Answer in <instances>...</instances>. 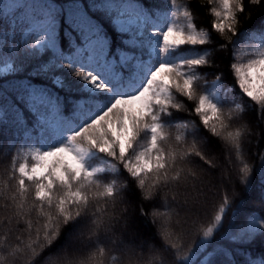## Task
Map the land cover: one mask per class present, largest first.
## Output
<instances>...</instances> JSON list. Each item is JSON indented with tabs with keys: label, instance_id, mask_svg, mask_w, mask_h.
<instances>
[{
	"label": "snow or ice",
	"instance_id": "1",
	"mask_svg": "<svg viewBox=\"0 0 264 264\" xmlns=\"http://www.w3.org/2000/svg\"><path fill=\"white\" fill-rule=\"evenodd\" d=\"M206 5L207 29L190 0H0V264H92L106 251L121 253L110 257L121 264L126 252L137 264H258L242 254L264 243V209L261 218L229 217L228 195L188 253L157 242L196 223L210 188L233 181L224 167L233 157L245 192L264 178V147L252 167L242 148L257 131L264 141V0ZM251 8L255 19L245 16ZM208 75L214 91L197 94ZM230 93L244 103L225 114ZM178 96L195 101L203 129L178 115ZM250 107L242 130L222 137L223 121ZM166 129L183 130L174 140L191 136L190 147L166 149ZM213 137L230 146L223 164ZM161 218L171 231L153 233ZM114 239V249L101 246Z\"/></svg>",
	"mask_w": 264,
	"mask_h": 264
},
{
	"label": "trees",
	"instance_id": "2",
	"mask_svg": "<svg viewBox=\"0 0 264 264\" xmlns=\"http://www.w3.org/2000/svg\"><path fill=\"white\" fill-rule=\"evenodd\" d=\"M7 2L11 3L12 0H7ZM180 2V0H178ZM192 4V8L194 10V19L195 22L201 26H203L205 29H207L210 25L211 20L213 17L208 14L207 12V5L206 0H190ZM148 5H155L161 3V0H147ZM204 5V7H200V5ZM258 13V10L256 8L249 9L248 12L245 13V16H252L253 19L256 18V15ZM262 20H264V17H261ZM181 22H183V18L181 17ZM241 23H244L242 20ZM32 37H30L29 42H31ZM115 39V38H114ZM119 42L118 40L116 41ZM236 62V61H233ZM223 66V65H222ZM207 81H211L214 79L212 75H208L206 77ZM201 84L203 87L197 89V94H200L201 92L208 91V84H204L203 81H201ZM178 100L184 104V108L181 110V112L178 114L187 122L195 123L196 126L200 129H203V125L199 122V117L194 113L191 112L190 109L194 107L195 101H189L186 98H182L178 96ZM240 103L243 104L244 101L241 100V98L237 96H233L231 93L228 95V103H225L222 106V112L227 114L230 109H234L236 104ZM254 109L251 107L248 110L247 115L244 116L243 119L236 121V122H230L229 120L225 119L223 122L225 124H229V127L222 132V137L227 134V132H235L238 128L242 130V125L245 124L252 116V112ZM71 116H74L75 114L70 112ZM217 125L218 131L220 130V121H214ZM252 128L254 130L257 129V125L255 121L252 123ZM166 131L171 132V137L167 142H165L164 147L167 149L169 146L172 148H175L177 151L180 150H186L190 147L192 143V137L189 136L187 138V143L177 145V143L174 140V137L177 134H180L183 130H176V129H166ZM202 136H211L210 133L202 132ZM222 137H213V141L215 142V152L216 155L219 157V160L217 162L223 164V161L228 159V148L230 147L225 140L222 139ZM258 141V131L256 135H253L251 137H242V148H243V156L245 161L249 164L250 167L253 165L258 166V161L255 159V154L257 150L261 147H264V141ZM181 166L178 164V167ZM225 168L230 167L233 174V181L229 182L227 188H225L224 185H218L217 187H212L209 190L208 195V202L203 205V211L202 213L195 217L196 223H192L191 219L189 220L188 224L185 226V229L182 234H178L176 232H171L170 238L163 237V239H158L157 242H163V240H168L169 243H175L179 246H182L181 255L188 253L193 245L196 243L198 235L201 234L202 229L207 227L209 223H211L210 217L215 212V206H217L220 202V197L223 195H228L231 200H234V203L229 207L227 216L229 217H235L237 214L240 216H243L244 218H250L252 216H256L257 218H261V209H264V204H261L259 196L262 188V183H264V178H260L257 176L253 180V185L248 189L247 192L244 190V186L236 182V174L238 172L239 167H242V164L235 161V158L233 157V162L231 165H224ZM111 178V177H110ZM121 182H123V177H121ZM4 183V177L0 176V188L3 187ZM14 187V186H13ZM134 192H129V196H134ZM28 203L31 204V195H29ZM104 201H100V206L103 207ZM110 204V202H109ZM120 208L125 207V205H119ZM27 208V205H26ZM109 211L111 212V207H109ZM148 216L149 219H152L154 216L155 209L152 206H149L148 209ZM160 212H165V209L161 208L159 209ZM35 216V213H32V217ZM43 221H41L42 223ZM165 223L162 218L157 219L156 224L153 226V233L159 231L161 233L165 231H171L170 229L165 228ZM223 229H221V232ZM21 239L26 240L27 236L21 237ZM106 238L102 237V240ZM217 239H219V233L217 234ZM118 243L117 240H113L112 242H109L107 244H101V246L106 247V249H114L115 244ZM151 243V241H149ZM96 251L95 247L90 248L87 253H84V255H88L91 252ZM141 252V249L139 247L136 248V254L139 255ZM147 255V253L145 252ZM111 255L120 256L121 253L119 252H108L106 251L105 255L103 257L97 256L96 260L92 261V264H121L120 260H113L111 259ZM243 257L245 259L252 258L255 259L258 264L261 259V257H264V243L257 241L248 251L244 252ZM131 253H125L124 254V260L123 264H137L135 257ZM135 260V262H133Z\"/></svg>",
	"mask_w": 264,
	"mask_h": 264
},
{
	"label": "rangeland",
	"instance_id": "3",
	"mask_svg": "<svg viewBox=\"0 0 264 264\" xmlns=\"http://www.w3.org/2000/svg\"><path fill=\"white\" fill-rule=\"evenodd\" d=\"M252 43L255 44L256 41H252ZM238 47L243 48L244 46H243V45H240V46H238ZM244 51H245V53H246L248 50H247V49H244ZM238 59H239V62H246V59H245L243 56H238ZM211 91H214V89L211 88ZM170 236H171V235H170ZM164 237H166V238H170V237H168V236H164ZM132 258H134V257H132ZM133 262H135V260H133Z\"/></svg>",
	"mask_w": 264,
	"mask_h": 264
}]
</instances>
